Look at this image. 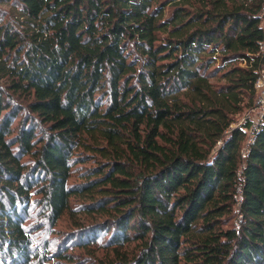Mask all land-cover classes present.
Here are the masks:
<instances>
[{"label": "trees", "instance_id": "16d2710c", "mask_svg": "<svg viewBox=\"0 0 264 264\" xmlns=\"http://www.w3.org/2000/svg\"><path fill=\"white\" fill-rule=\"evenodd\" d=\"M263 15L0 0L1 264H81L68 247L97 245L103 264H264V103L236 122L257 102ZM65 212L82 220L47 255L34 227Z\"/></svg>", "mask_w": 264, "mask_h": 264}, {"label": "rangeland", "instance_id": "374dc122", "mask_svg": "<svg viewBox=\"0 0 264 264\" xmlns=\"http://www.w3.org/2000/svg\"><path fill=\"white\" fill-rule=\"evenodd\" d=\"M262 26L264 27V15L262 17L261 21ZM264 74L263 71L260 72V75ZM259 94L257 93V102L255 104V107H253L250 110L244 111L241 116L236 121L237 123H242L243 119L246 118L252 123L256 122L257 119L260 116L261 112V102L258 101ZM258 104V105H257ZM16 122V121H15ZM231 127L234 126V124L230 125ZM249 134L247 132V138ZM246 138V139H247ZM71 205L73 206V203L71 202ZM74 216L68 213H64L61 218L55 223L53 227H50L48 225H45L44 227H38L39 225H36L34 227V233L32 235L34 246L37 247L39 250L43 249V246L46 245L47 247V255H51V252L55 249V244L57 241L61 239V234L65 233L73 227V222L75 221V218H80L82 220V216L80 214L72 213ZM32 218L28 219L25 224L33 223V213L31 211ZM80 220V221H81ZM102 242V240L98 241V243ZM132 246V244L130 245ZM68 252L71 253V257L75 261H80L81 264H103L104 262L107 263L111 261L113 258V254L109 252V250H106L105 248H101L100 245L97 246H91L89 249H80L77 247H68ZM108 260V261H107ZM1 264V261H0ZM33 264H58L54 261H34Z\"/></svg>", "mask_w": 264, "mask_h": 264}, {"label": "built area", "instance_id": "2783aa9c", "mask_svg": "<svg viewBox=\"0 0 264 264\" xmlns=\"http://www.w3.org/2000/svg\"><path fill=\"white\" fill-rule=\"evenodd\" d=\"M261 47L264 49V46H261ZM254 86H255L256 91L259 94L258 101H260L263 104L264 103V74L262 75L259 74V77L256 79Z\"/></svg>", "mask_w": 264, "mask_h": 264}]
</instances>
